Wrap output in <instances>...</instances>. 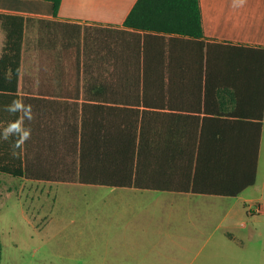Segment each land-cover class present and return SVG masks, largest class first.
<instances>
[{
    "label": "trees",
    "instance_id": "trees-1",
    "mask_svg": "<svg viewBox=\"0 0 264 264\" xmlns=\"http://www.w3.org/2000/svg\"><path fill=\"white\" fill-rule=\"evenodd\" d=\"M45 1L53 3L56 17L63 0ZM0 20L7 29L0 59V116L7 122L15 119L3 108L19 95L27 19L0 14ZM105 29H98L95 45L83 41V68L79 61L75 76L62 83L59 91L52 83L42 81L26 86L22 78V97L34 106L32 137L18 158L11 155L8 142L0 141V173L114 188L205 192L191 181V152L184 154V165H173L174 131L171 126L160 130V124L171 123L174 115L158 112L157 101L159 92L174 90L176 69L172 62L179 58L191 62L184 70L192 77L195 92L197 79L198 93L203 92L212 43L205 40L200 0H138L122 28ZM180 44L187 49L182 57L177 50ZM78 46L80 49L81 43ZM92 47H96V58L100 59L95 69L88 62ZM257 51L264 70V50ZM158 61L168 64L158 68ZM262 104L264 110V81ZM185 136L190 145L192 132L187 131ZM163 139L170 142L166 155L160 149ZM255 178L256 171L252 183ZM2 250L0 240V264Z\"/></svg>",
    "mask_w": 264,
    "mask_h": 264
},
{
    "label": "rangeland",
    "instance_id": "rangeland-1",
    "mask_svg": "<svg viewBox=\"0 0 264 264\" xmlns=\"http://www.w3.org/2000/svg\"><path fill=\"white\" fill-rule=\"evenodd\" d=\"M100 28L31 20L22 56L26 86L42 81L59 91L75 76L74 68L65 70V56L72 52L65 45L87 40L93 46ZM159 197L0 173L1 264H264V213L251 214L247 206L224 220L230 199L180 196L192 210L178 215L191 219L171 223L182 228L181 237L171 238L158 234L167 223L159 219L165 215Z\"/></svg>",
    "mask_w": 264,
    "mask_h": 264
},
{
    "label": "crops",
    "instance_id": "crops-1",
    "mask_svg": "<svg viewBox=\"0 0 264 264\" xmlns=\"http://www.w3.org/2000/svg\"><path fill=\"white\" fill-rule=\"evenodd\" d=\"M138 0H63L58 15L54 16L53 3L45 0H0V14L24 16L28 23L38 19L47 23L65 25H91L122 28L123 23ZM203 29L206 42L212 43L208 78L204 76L203 92L198 93L199 79L195 83L184 70L191 62L179 58L172 62L176 69L173 76L174 90L157 94L158 112L173 113V121L160 124V130L172 127L173 165L186 162L184 154L192 153L189 163L191 181L205 192H158L161 204L158 208L165 213L159 219L167 223L158 234L179 238L181 226L171 223L191 219V215H178L191 212L192 205L182 204L180 196L207 197L212 200L232 202L225 211L224 220L234 212L247 207L251 214L264 213V110H262L263 60L260 64L257 50H264V0H247L240 9H233L232 0H200ZM86 5H92L88 8ZM85 10L87 12H81ZM82 13H88L81 16ZM25 28V33H26ZM7 41V29L0 20V59ZM80 43V42H79ZM78 42L74 46L65 45V70L82 68L85 62V45ZM184 44V43H183ZM220 45H228L229 48ZM182 55L187 51L182 44L177 47ZM92 59L88 62L95 69L100 59L96 58V47L92 48ZM80 53V56H79ZM82 54V55H81ZM98 60V61H97ZM166 64H168L166 62ZM163 62L155 65L166 66ZM159 71L157 76L159 77ZM126 75V78H130ZM70 80L65 79V83ZM166 83V79L164 80ZM19 96H22V74L19 83ZM200 99V102H199ZM6 120L0 116V127ZM192 132L188 145L185 133ZM2 141V140H0ZM4 142V141H3ZM161 154L166 155L170 142L160 141ZM181 154V158L179 157ZM256 171L255 182L252 183ZM107 187V186H106ZM116 191L140 193L151 190L136 188H114ZM230 191L228 193L221 191ZM240 190V192H237ZM261 190V197L255 193ZM237 194L235 197L230 195ZM121 195V193H120ZM251 203L256 204L253 208ZM214 209V208H213ZM259 209V210H258ZM222 210V209H221ZM188 234H192L191 231ZM232 239L234 235L228 234Z\"/></svg>",
    "mask_w": 264,
    "mask_h": 264
},
{
    "label": "clouds",
    "instance_id": "clouds-1",
    "mask_svg": "<svg viewBox=\"0 0 264 264\" xmlns=\"http://www.w3.org/2000/svg\"><path fill=\"white\" fill-rule=\"evenodd\" d=\"M247 0H232L233 9L243 8ZM6 73V78L10 74ZM3 111L14 116V120L6 122L0 127V140L8 142L11 147V155L18 158L23 154L26 143L32 137L31 122L34 120V106L26 104L22 96L17 95L11 103L4 106Z\"/></svg>",
    "mask_w": 264,
    "mask_h": 264
},
{
    "label": "built area",
    "instance_id": "built-area-1",
    "mask_svg": "<svg viewBox=\"0 0 264 264\" xmlns=\"http://www.w3.org/2000/svg\"><path fill=\"white\" fill-rule=\"evenodd\" d=\"M259 210V209H258Z\"/></svg>",
    "mask_w": 264,
    "mask_h": 264
}]
</instances>
